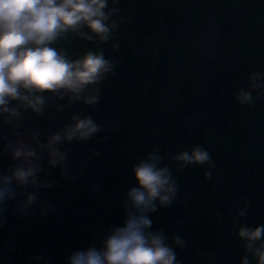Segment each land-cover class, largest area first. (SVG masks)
<instances>
[{"label":"crops","instance_id":"1","mask_svg":"<svg viewBox=\"0 0 264 264\" xmlns=\"http://www.w3.org/2000/svg\"><path fill=\"white\" fill-rule=\"evenodd\" d=\"M258 1L119 0L113 19L123 23L108 42L69 33L51 45L70 60L100 51L115 67L80 99L52 97L40 116L21 109L15 130L0 116V173L20 163L10 144H33L32 132L44 143L63 129L51 117L67 125L73 115L91 117L101 130L63 142L68 156L60 166L50 167L37 149L43 155L37 184L14 185L16 195L0 210V264H37L38 257L62 264L61 251L69 260L76 251L101 250L105 237L124 226L127 193L138 186L133 168L151 152L171 169L179 191L170 206L157 202L147 214L149 231L163 233L177 264H241L246 255L255 264L238 231L264 226V95L248 106L237 94L250 89V73H264ZM129 75L145 81L129 84ZM196 146L210 153L211 169L172 159ZM29 194L37 199L26 205ZM230 198L246 207L245 216L228 209ZM176 235L185 247L173 243Z\"/></svg>","mask_w":264,"mask_h":264},{"label":"clouds","instance_id":"2","mask_svg":"<svg viewBox=\"0 0 264 264\" xmlns=\"http://www.w3.org/2000/svg\"><path fill=\"white\" fill-rule=\"evenodd\" d=\"M118 4L119 0H0V116H4V123L12 124L15 130L22 121L21 109L40 116L52 97L80 99L88 86L112 73L114 63L100 51H87L79 59L70 60L51 45L69 33L86 40L96 36L101 42H108L113 30L123 23L113 19L120 12ZM248 80L250 89L238 92L237 100L241 105L254 106L257 98L264 95V73L252 72ZM97 101L98 97H94L88 102ZM72 121L62 130L49 133L44 143L39 132H32L33 144L15 141L9 145L12 158L20 163L9 172L0 173V210L16 195L14 185L27 188L37 184L42 170L39 161L43 159L37 149L47 153L50 167L60 166L68 156L60 148L63 142L86 141L101 130L91 117L76 114ZM172 159L179 161L181 167H212L210 153L200 146ZM161 161L158 152H151L134 166L138 186L127 193L124 226L114 228L105 237L101 250L92 247L76 251L68 264H177L176 252L163 233L149 231L152 221L147 214L157 211V202L170 206L179 191L171 169L167 165L160 167ZM205 178L212 179L210 170L205 172ZM36 199L35 194H29L25 203L31 205ZM236 211L239 216L246 215V207ZM238 236L245 241L244 248L255 258V264H264V226H242ZM173 243L186 246L179 235L173 237ZM241 264H251L249 256L243 257Z\"/></svg>","mask_w":264,"mask_h":264},{"label":"built area","instance_id":"3","mask_svg":"<svg viewBox=\"0 0 264 264\" xmlns=\"http://www.w3.org/2000/svg\"><path fill=\"white\" fill-rule=\"evenodd\" d=\"M257 6L260 8V10L262 12H264V0H259L258 3H257ZM249 10H252L253 7L250 6L248 7ZM143 48L141 46H136L135 47V51L136 52H140L142 51ZM127 80H128V83L129 84H135L139 81H145L142 77H138V76H135V75H129L127 76ZM51 123L52 124H56V125H61L62 128H64L67 124L64 123L63 121H61L60 119L56 118V117H51ZM13 198L9 199V200H12ZM228 209L229 210H237L239 209V206L237 204V201L234 199V198H230L228 200ZM57 257H58V260L60 263L62 264H65L67 261H68V252L66 251H61L57 254ZM36 263L37 264H49V262L47 260H45L44 258L42 257H38L35 259Z\"/></svg>","mask_w":264,"mask_h":264}]
</instances>
